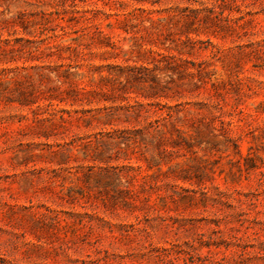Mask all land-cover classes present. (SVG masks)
Here are the masks:
<instances>
[{"label":"rangeland","instance_id":"rangeland-1","mask_svg":"<svg viewBox=\"0 0 264 264\" xmlns=\"http://www.w3.org/2000/svg\"><path fill=\"white\" fill-rule=\"evenodd\" d=\"M235 2L249 34L201 20L176 51L199 0H75L82 32L98 24L114 48L83 45L70 0H0L18 47L0 68L26 66L0 99V264H264V0ZM148 49L177 70L157 73ZM73 82L87 92L68 96Z\"/></svg>","mask_w":264,"mask_h":264},{"label":"trees","instance_id":"trees-1","mask_svg":"<svg viewBox=\"0 0 264 264\" xmlns=\"http://www.w3.org/2000/svg\"><path fill=\"white\" fill-rule=\"evenodd\" d=\"M71 1V14L68 17V20H70L71 23H79L81 22L82 24L80 26H78L79 29H75V32H79V31H84L88 28H90V25L87 24L88 22H90L91 20V16L87 13V10H83V11H79L77 9H75V0H70ZM116 1V0H115ZM149 2L151 4H153L154 2H156V0H137V2ZM201 2V4H204L201 8H193L190 9L192 14L191 15H180L179 17H185L184 20V26H186L187 28H189V31H180L183 32L182 34H184L186 40L180 39V37H176L175 39H172L173 43V47L172 49H176V51H179L181 46L185 44V41H190V37L188 35V32L194 31L196 32L197 30H199V22L201 20H203L204 22H209L211 24V29L209 30L211 33L213 34H218L221 37H224L228 34H231V32L233 33H237V29H240L244 34H249L250 31H248L244 25L245 22L242 23H237L235 22L233 17H230L229 14H225V10L231 9V6L235 5L236 2L235 0H207L209 2V5L206 4L204 1L199 0ZM189 6H185L183 8H188ZM145 9L141 6H137L134 7L131 11L123 13V19H116L115 23H118L121 25H119V28H121L122 30H124L125 32H127V24L130 25L132 23H127L130 22L131 20H135L138 21L140 23V21H142L143 19H141L140 12H143ZM183 9H181L182 11ZM203 10V12H205L203 14L202 17H199L198 13ZM139 12V13H137ZM176 15H169L166 18L168 19H172L173 17H175ZM149 22H150V27L155 28L156 27V21H159L160 18L157 17L156 19L151 18V17H147ZM165 19V18H164ZM236 19V18H235ZM238 19V18H237ZM111 22L107 23V26H111ZM131 26H136V24H133ZM82 34H86L87 36V41H85L83 43L84 46H89L90 44H99L101 46H109L111 48H114V44L112 42L109 41V33L105 32L100 25L98 24H93V29L92 30H88L85 32H82ZM77 36H80L79 33H77ZM20 38H15L14 42H16L17 40H19ZM263 39L260 40H256L255 42H251V43H255L256 47H254L253 49L255 51H259L260 47L259 45H261V41ZM82 43H77V45H80ZM136 45V44H135ZM140 46V44H139ZM74 47V46H73ZM46 48V45L44 46V49ZM43 49V50H44ZM18 50V47L15 45V43H12L11 40L7 37H1L0 36V63H8L10 61H12L14 59V51ZM43 50L40 49L39 47H34L32 48H28L27 49V54L29 56V58H35L37 59L38 57L35 56L33 53L34 52H39V53H43ZM145 50H143L142 52H144ZM148 52L152 53L151 54V63H152V69L155 70L157 73H173L177 70V67L175 65V63H173L170 61H167L168 58H174L175 55L174 54H163L161 52H156L153 51L151 49L147 50ZM142 52H140L142 54ZM260 52V51H259ZM46 54V53H45ZM34 56V57H33ZM30 67H37L42 69L44 67V65H30ZM136 67H140L142 69H148V67L144 66V65H139V66H135V65H126V69H130V68H136ZM17 68H23L25 69L26 66L22 65L20 67L18 66H14V67H1L0 68V99L2 97L5 96V93H8L10 91H12L13 89L16 90L19 86H20V80H17L14 78V76H9L8 74L10 72H13L14 69ZM120 69H122L121 67H119ZM42 77L46 78V73L41 72L39 73ZM84 73L80 72V71H69L68 68L63 69L60 74H56L58 80L60 78L63 79H71V77L73 78H81L83 77ZM71 76V77H69ZM150 78H152L151 80L154 81L155 85H157V80H156V76L155 74H151L149 75ZM103 79V78H102ZM75 82H73L74 84ZM72 87L66 91V93L68 94V96H73L74 94H76V92H87V90L85 89L84 86H78L76 84L73 85ZM25 97V96H24ZM27 97V96H26ZM19 100V99H17Z\"/></svg>","mask_w":264,"mask_h":264}]
</instances>
